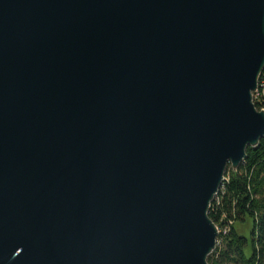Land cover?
I'll list each match as a JSON object with an SVG mask.
<instances>
[{
  "label": "water",
  "instance_id": "95a60500",
  "mask_svg": "<svg viewBox=\"0 0 264 264\" xmlns=\"http://www.w3.org/2000/svg\"><path fill=\"white\" fill-rule=\"evenodd\" d=\"M263 72L264 0H0V264H209Z\"/></svg>",
  "mask_w": 264,
  "mask_h": 264
},
{
  "label": "trees",
  "instance_id": "16d2710c",
  "mask_svg": "<svg viewBox=\"0 0 264 264\" xmlns=\"http://www.w3.org/2000/svg\"><path fill=\"white\" fill-rule=\"evenodd\" d=\"M254 102L258 110L264 109V72ZM209 216L220 229L209 264H264V139L257 148L248 149L238 171L231 165L227 168L226 181ZM249 219L253 221L251 258L245 254L249 242L236 228L237 224L245 226Z\"/></svg>",
  "mask_w": 264,
  "mask_h": 264
},
{
  "label": "rangeland",
  "instance_id": "374dc122",
  "mask_svg": "<svg viewBox=\"0 0 264 264\" xmlns=\"http://www.w3.org/2000/svg\"><path fill=\"white\" fill-rule=\"evenodd\" d=\"M236 228L240 231V234L248 240L249 246L246 248L245 254L247 258H251L253 256V250H254L253 249V234H252L253 233V221L249 219L245 226H242L241 224H237Z\"/></svg>",
  "mask_w": 264,
  "mask_h": 264
},
{
  "label": "bare ground",
  "instance_id": "6f19581e",
  "mask_svg": "<svg viewBox=\"0 0 264 264\" xmlns=\"http://www.w3.org/2000/svg\"><path fill=\"white\" fill-rule=\"evenodd\" d=\"M259 91V89H258ZM258 91L254 94V98H255V95L258 93ZM225 181H226V178H225ZM225 183V182H224ZM219 229V228H218ZM219 236H220V229H219Z\"/></svg>",
  "mask_w": 264,
  "mask_h": 264
},
{
  "label": "built area",
  "instance_id": "2783aa9c",
  "mask_svg": "<svg viewBox=\"0 0 264 264\" xmlns=\"http://www.w3.org/2000/svg\"><path fill=\"white\" fill-rule=\"evenodd\" d=\"M260 96V95H259ZM255 99V98H254ZM258 99V98H257Z\"/></svg>",
  "mask_w": 264,
  "mask_h": 264
}]
</instances>
